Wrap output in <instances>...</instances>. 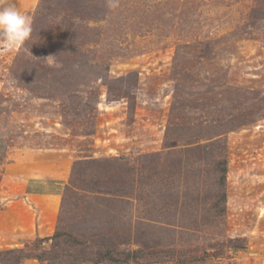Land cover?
Instances as JSON below:
<instances>
[{
	"label": "rangeland",
	"instance_id": "rangeland-1",
	"mask_svg": "<svg viewBox=\"0 0 264 264\" xmlns=\"http://www.w3.org/2000/svg\"><path fill=\"white\" fill-rule=\"evenodd\" d=\"M9 2L32 33L0 42V251L60 231L264 264V0ZM29 176L60 189L45 236Z\"/></svg>",
	"mask_w": 264,
	"mask_h": 264
},
{
	"label": "trees",
	"instance_id": "trees-1",
	"mask_svg": "<svg viewBox=\"0 0 264 264\" xmlns=\"http://www.w3.org/2000/svg\"><path fill=\"white\" fill-rule=\"evenodd\" d=\"M220 175L217 191L214 200L210 205V211L215 218H220L225 214L226 194L223 186L225 182L226 167L218 170ZM171 223H165L166 227ZM85 241L71 238L66 234L56 231L47 238H36L33 243L22 249H10L0 251V264H22L25 260H36L39 264H188L176 259L174 252H165L163 258H154V262H147L151 257H157L156 253H144L150 249L146 244L135 242L137 249H129L130 240L123 238L112 244L110 239L100 236H90ZM47 243L48 248H42V244ZM120 247H124L120 250ZM235 249V247H234ZM213 256H206L201 261H206ZM146 261V262H145ZM198 261L190 259L189 262ZM142 264V263H140Z\"/></svg>",
	"mask_w": 264,
	"mask_h": 264
},
{
	"label": "crops",
	"instance_id": "crops-1",
	"mask_svg": "<svg viewBox=\"0 0 264 264\" xmlns=\"http://www.w3.org/2000/svg\"><path fill=\"white\" fill-rule=\"evenodd\" d=\"M44 177L29 176L23 179L21 195L35 216L38 235H47L54 226L59 209L60 189L48 188Z\"/></svg>",
	"mask_w": 264,
	"mask_h": 264
},
{
	"label": "clouds",
	"instance_id": "clouds-1",
	"mask_svg": "<svg viewBox=\"0 0 264 264\" xmlns=\"http://www.w3.org/2000/svg\"><path fill=\"white\" fill-rule=\"evenodd\" d=\"M110 7H116L110 2ZM32 33V19L9 2L0 4V42L8 49L20 48Z\"/></svg>",
	"mask_w": 264,
	"mask_h": 264
}]
</instances>
